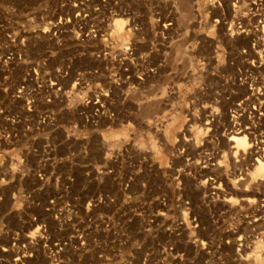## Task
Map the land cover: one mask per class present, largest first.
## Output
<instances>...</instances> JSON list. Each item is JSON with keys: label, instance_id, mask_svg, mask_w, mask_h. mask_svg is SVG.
I'll use <instances>...</instances> for the list:
<instances>
[{"label": "rangeland", "instance_id": "obj_1", "mask_svg": "<svg viewBox=\"0 0 264 264\" xmlns=\"http://www.w3.org/2000/svg\"><path fill=\"white\" fill-rule=\"evenodd\" d=\"M259 161L264 0H0V264H264Z\"/></svg>", "mask_w": 264, "mask_h": 264}, {"label": "bare ground", "instance_id": "obj_2", "mask_svg": "<svg viewBox=\"0 0 264 264\" xmlns=\"http://www.w3.org/2000/svg\"><path fill=\"white\" fill-rule=\"evenodd\" d=\"M216 1V0H215ZM118 26H121L122 25V23L120 22V23H118L117 24ZM234 134V133H233ZM234 143H235V145H236V148H244L245 147V145H246V138H245V136H244V134L243 133H241V132H237L236 131V133H235V136L234 137H232V139H231ZM262 175H264V163L262 162V161H259V162H257V166H256V169H255V172H254V174H253V176L254 177H262ZM39 177V179L42 181L43 180V178L41 177V176H38ZM242 180V179H241ZM239 182V181H238ZM100 198V197H99ZM183 205H184V207L186 208V207H188L189 206V204H188V202H183ZM258 219V218H257ZM259 223V222H258ZM257 224V223H256ZM256 224H255V226H256ZM258 227V226H257ZM262 227V226H261ZM254 228V227H253ZM264 228V227H263ZM260 229H262V228H260ZM259 229V230H260ZM263 233H264V231H263ZM263 235V234H262ZM234 237H235V235H234ZM241 239H242V237H241ZM243 239H245V238H243ZM238 240V239H237ZM236 240V241H237ZM239 241H240V239H239ZM244 242V241H243ZM264 242V241H263ZM262 241H259L258 243H259V245H257V244H255V245H257V246H255L256 247V249L258 248H262L263 247V243ZM240 243H241V241H240ZM242 244V243H241ZM239 245V244H238ZM240 247V246H239ZM255 250V249H254ZM253 250V251H254ZM240 251V250H239ZM254 253H259L258 251H256V252H254ZM251 255V254H250ZM249 255V256H250ZM246 256V255H245ZM243 257V256H242ZM250 257H252V255L250 256ZM259 254L257 255V254H255V255H253V261H259ZM22 258H26V256H22ZM245 258V257H244ZM243 258V261L245 262V264H246V262H248L249 261V257L248 256H246V258L244 259ZM242 261V260H241ZM261 262H263V261H261Z\"/></svg>", "mask_w": 264, "mask_h": 264}]
</instances>
